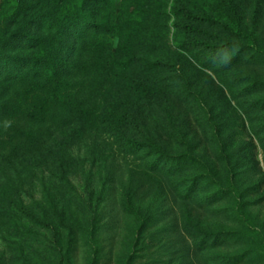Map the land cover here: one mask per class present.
<instances>
[{"label": "rangeland", "instance_id": "1", "mask_svg": "<svg viewBox=\"0 0 264 264\" xmlns=\"http://www.w3.org/2000/svg\"><path fill=\"white\" fill-rule=\"evenodd\" d=\"M13 20L0 264H264V0H0V47Z\"/></svg>", "mask_w": 264, "mask_h": 264}, {"label": "trees", "instance_id": "2", "mask_svg": "<svg viewBox=\"0 0 264 264\" xmlns=\"http://www.w3.org/2000/svg\"><path fill=\"white\" fill-rule=\"evenodd\" d=\"M229 9L231 11H233L230 6H229ZM17 24H18L17 20L10 21V24H9L8 28H9V31L13 30V32L10 34V36H12L11 40L7 38L5 41H3L2 42L3 44L1 43L2 46L0 47V49L5 50L7 43L10 44V42H14V41H17V40L20 39V36L18 35L17 29H15V26ZM91 24H93L95 30H96V28L97 29H101V27H102L101 23H97V24L91 23ZM226 28L228 29V31L231 34H233L235 36H243V30L241 29L239 21H234L232 25L231 24L230 25L226 24ZM10 36H9V38H10ZM22 38H23L22 39L23 40V45H25L27 47H30L31 44H32L31 46H33V47H39L41 45V39L40 38L32 37V36H27V37L23 36ZM5 58H7V57L4 55V53L0 52V60L6 62V64H8L7 63L8 60L5 59ZM14 208L20 214L24 215L26 218L39 222V220L36 218L33 210L30 207H26V206H23V205H20V204H15Z\"/></svg>", "mask_w": 264, "mask_h": 264}]
</instances>
